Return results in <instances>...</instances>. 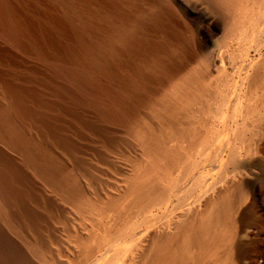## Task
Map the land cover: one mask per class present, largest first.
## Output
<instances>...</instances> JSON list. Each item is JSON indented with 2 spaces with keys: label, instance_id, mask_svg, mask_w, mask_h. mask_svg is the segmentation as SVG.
<instances>
[{
  "label": "bare ground",
  "instance_id": "6f19581e",
  "mask_svg": "<svg viewBox=\"0 0 264 264\" xmlns=\"http://www.w3.org/2000/svg\"><path fill=\"white\" fill-rule=\"evenodd\" d=\"M204 1L228 34L210 64L197 66L198 48H188L191 39L168 24L157 2L0 0L1 35L44 66L34 87L0 75V264L56 260L44 234L65 210L25 190V170L64 205L94 208L88 187L103 202L104 185L76 156L63 118L96 130L109 149L134 146L142 158L132 162L125 191L103 193L108 204L99 212L114 213L73 227L77 241L65 262L115 264L119 248L137 240V253L123 264H264L257 192L264 191V60L248 61L250 52L263 57L264 0L251 8ZM120 130L127 141L118 139ZM230 132L234 140L222 144ZM195 147L210 152L207 175L192 158ZM217 168L221 189L209 183Z\"/></svg>",
  "mask_w": 264,
  "mask_h": 264
},
{
  "label": "rangeland",
  "instance_id": "374dc122",
  "mask_svg": "<svg viewBox=\"0 0 264 264\" xmlns=\"http://www.w3.org/2000/svg\"><path fill=\"white\" fill-rule=\"evenodd\" d=\"M246 1L249 2L250 0H241L242 4L240 5V7L243 5L251 8L255 0H251L249 3H247ZM154 2H157L158 5L166 6V9L169 13L168 24L171 27L179 30L183 34V37L187 42H189V40L191 39L192 42L189 44L188 48L190 47L191 50H193L194 48H198L199 55L196 59L195 65L198 64L201 66L202 64H205L203 62H206L209 58L213 60L215 57L214 54H216L217 50H219V48H221L223 44H225V41H227V36H225V34H228V30H226L227 26H225L224 21L220 18V13L215 10H210V7L206 3V1L146 0L145 5ZM244 3L246 4L244 5ZM202 14L209 17L208 23H204L200 18ZM211 59H209L207 63L210 64ZM263 60L264 52L263 57H258L253 52L249 53L248 61L249 63L252 62L251 65L259 64ZM40 63V60L35 55L33 56V54H28L20 48H15V46L0 33V75L5 79V81H9L8 83H13L14 85L23 88H27L29 86L34 87V82L39 78L38 76H40L38 74L42 73L44 69V66L42 67L43 64ZM46 96L50 100H55V98H51V96L48 94H46ZM86 123H91L92 125L95 123L94 114H88ZM98 125L104 127V129L108 131H114V127L109 124L98 123ZM60 126L64 131L63 133L78 148L76 156L82 162H84L89 169L91 168L96 173L97 179L104 185V187H102V190L98 192L99 197L103 202L99 201L94 191H92V189L88 187L89 190L87 195L90 199L89 202H92L90 205L92 206V204L94 203L93 206H95V204L96 206L91 209H87L88 207H85V209H77L70 205L62 204V202L57 197H55L54 194L51 193V191L46 186H44L41 181L32 177L29 170H25L26 174L30 178V182L24 184V189L30 192L39 191L47 199L51 200L57 205L59 204L65 210V217L59 218L57 216L56 218L48 220L47 225L49 226L50 232L52 234L45 232L44 235H46V238L48 239V245L52 253L54 252L53 258H55L56 260L53 262V264H69L65 262L64 258L65 256H70V252L73 250L69 249H74L76 245L77 238L74 234L73 227L77 226L78 224L91 226L92 224H95L97 221L101 220L102 217L107 216L108 213L110 215L111 213H114L112 212L113 210L108 211L107 214L106 212H101L102 214L99 212L100 208L101 211H103L102 208L106 209L105 204H108V199L103 195V193H107V190L109 188H120L121 190L125 191V182L132 176V168L130 167L132 166V162L141 160L142 158L141 153L134 146H132V148H123L119 146L118 150L113 149L114 151L112 149H109L106 142H103L104 140H102V138L97 135L96 130L95 133H93L90 129H81L80 123L78 121H75L74 119L63 118V120L60 122ZM212 126L217 128V124H213ZM119 133L118 139L121 142L124 140H128V138L124 136V133L121 130L119 131ZM234 138L235 136L232 134V132H230V134L223 135L220 140L222 144L226 145L228 142L234 140ZM129 142L131 143V145H133L130 140ZM185 146H187V144H185ZM199 150L200 147L194 148L192 158L195 161H199L201 167H204L205 175H207L208 156L210 152L206 150L205 152L201 153ZM251 152L255 155V150L253 147L251 149ZM60 157L63 161H66V157H63L62 155ZM226 159L227 156L225 155L223 157V162L220 163V165H225ZM219 174L220 168H217L214 171V175L212 176L209 183H215L217 181V178H219ZM245 176L246 180L249 181L250 177H248V175ZM209 183L207 180V190ZM222 186L223 182L218 180L217 188L221 189ZM257 189L262 204L264 203V191L261 186H258ZM112 197H116V195H112ZM128 201L131 202L132 200L130 199L126 202ZM97 205H99V208ZM41 212L43 213V211ZM100 215H102V217ZM4 229L7 232V229L5 227ZM152 233L154 237L156 232ZM10 236L13 240L15 239L14 241L18 245H20L21 241H19V239L13 237L12 235ZM137 248V240H133L121 246V248H119L120 252L117 256L115 264H121V262L123 264L126 261L125 259H129L131 255L137 253ZM131 263L128 262L127 264ZM134 263L139 264L140 261Z\"/></svg>",
  "mask_w": 264,
  "mask_h": 264
}]
</instances>
